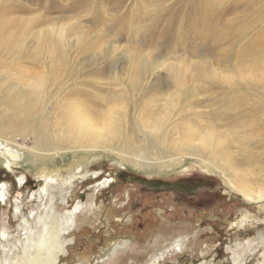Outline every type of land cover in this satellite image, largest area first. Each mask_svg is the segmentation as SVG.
<instances>
[{
  "label": "rangeland",
  "instance_id": "rangeland-1",
  "mask_svg": "<svg viewBox=\"0 0 264 264\" xmlns=\"http://www.w3.org/2000/svg\"><path fill=\"white\" fill-rule=\"evenodd\" d=\"M71 2L74 0H51L46 9L32 0H18L17 3L34 13L40 12L54 23L57 33L63 23L72 21L82 24V30H87L91 36H97L95 24H92L94 15ZM213 4L231 10H226L218 21L213 19V27H200L198 21H190V17L213 9ZM72 5L80 10H70ZM116 11L111 13L122 12L123 16L133 18L129 19L139 30L138 37L127 30L117 35L110 32L108 26H103V35L110 38L115 47L105 49L103 53L76 50L70 62L77 79L75 84L78 86L74 88L77 92L87 89L88 95L107 97L115 90L119 95L117 102L127 103L128 118L115 121L119 132L107 135L109 133L103 130L102 133L103 139L113 141V147L128 155L130 162L120 160L113 151H98L70 142L72 135L63 134L59 127L53 126L56 120L53 115L50 121H41V115L32 113L33 117H30L28 111L15 114V110H21L13 107L8 96L2 98L0 94V130L17 135L15 143L22 146L17 160L1 161L0 193L5 190L6 196L0 197V261H5L11 254L13 259L22 255L37 239L38 214L48 197L46 192L40 194V190L51 185V191L70 179L74 183L68 188L66 201L55 204L53 212L57 223H64L69 210L79 202L82 207L74 210L75 221L60 238L63 250L59 252L56 264H151L155 258H159L156 264H264V239L260 238V234H264V199L249 201L243 198L230 189L220 170H215L213 165L206 166L192 155L185 156L188 151L183 144L187 140L179 141L192 118L195 120L194 117L197 119L200 114L198 120L206 125L208 121L213 122V112H216L213 77L207 81H193L194 72L202 74L211 69L209 64L213 60L221 63L226 59L213 51L218 36H222L220 43L228 41L236 46V40L228 38L227 33L231 30L240 33L243 35L240 43H245L249 49L245 54L247 66L242 68L252 76L241 73L247 79L240 80L237 76L233 81L252 80L256 86L254 90L240 92L231 83L222 80L221 85L215 80L218 83L215 87L222 93L220 98L240 105L236 110H227L225 118L241 116L229 131L236 130L237 139L249 132L245 139L246 151H250L249 146L261 150V167H256L259 171H252L258 176L263 175L258 181L264 189V79H261L264 77V0H129ZM30 14L16 13L25 18ZM108 15L106 17L110 18L111 14ZM165 22H170L171 27L162 39L159 31L164 29ZM47 38H51L50 34ZM53 44L54 54L63 56L59 42ZM42 52L43 47H39L32 50L28 58H19V61L33 67L32 63L36 65ZM125 53L129 58L131 56L128 63H123ZM146 60L156 61L159 65L152 70L153 78L148 81L142 79L151 68L144 65ZM8 62L2 51L0 69L5 65L14 66ZM171 64L182 68L181 74L187 78L186 81L183 79V84L196 86L197 93L194 97L178 95L170 121L164 128H143L140 122L137 123L136 115L133 116L136 111L146 116L152 113L151 118L156 120L169 106L164 99L173 92ZM31 74L35 72L31 71ZM11 76V73L7 74V77ZM69 96L68 101H71L75 94ZM66 105L68 103L61 104ZM91 106L88 107L93 109ZM253 108V112L246 114ZM6 115L12 118L7 119ZM195 121L194 124H200ZM246 122L251 126L248 127ZM49 175L53 181L45 178ZM134 177L166 180L176 183L177 187L145 189L148 186L133 181ZM75 190L77 195L74 197ZM32 223L35 232L31 231ZM177 241L182 244L180 247Z\"/></svg>",
  "mask_w": 264,
  "mask_h": 264
},
{
  "label": "bare ground",
  "instance_id": "bare-ground-1",
  "mask_svg": "<svg viewBox=\"0 0 264 264\" xmlns=\"http://www.w3.org/2000/svg\"><path fill=\"white\" fill-rule=\"evenodd\" d=\"M128 1L129 0H74V2H71L74 4L76 3V6H81V9L83 8L87 14L94 15L92 24H95L94 30L97 36L93 37L87 30H82V24H76L72 21L63 23L57 33L54 28V23H51L48 18L42 16L40 12L38 13L36 11L34 13V10L19 5V3H17L18 0H0V18H4L0 19V53L4 51L6 60L9 61L8 63H13L12 65H14L3 64L6 67L2 66V69H0V94H2V98L4 95L8 96L13 107L21 110L18 112L15 110V114L20 112V114H26L28 111L30 117H33L32 113L41 115V121L45 119L50 121L51 115H53L56 117L53 126L59 127L63 134L72 135L73 140L70 142H77L79 146L84 148L93 147L99 149L98 151H113L115 155L119 156L120 160L130 162L128 155L117 151L116 148L113 147V141L107 142L103 139L104 135L102 133L103 130L109 133L107 135L117 134L119 132V128H116L118 126H115V121L116 119L124 120L128 118L127 103L124 101H121V103L117 102L116 97L119 95L115 90L107 97L101 94L95 96L88 95L89 91L87 89V91H85L88 94L85 91L81 93L77 92L76 89H74L78 86V84H75L77 79L75 78L76 76H73L75 74L70 62V58L76 50H81L82 52L94 50L95 52L98 51L103 53L105 49L115 47L114 42L110 41V38H105L103 35V26H108L110 32H115L117 35L127 30L131 34H134L136 38L138 37L140 32L131 24L133 23V21L129 19L131 16L128 17L126 14L123 16L122 12L116 15L111 13L117 12L116 9L118 8L121 10L122 5L126 4ZM156 1L164 2L166 0ZM32 2L46 9L49 8L48 6L51 0H32ZM107 4L109 7H107ZM58 6L59 5H57V7ZM76 6L72 5L70 10H80L79 7L76 9ZM50 7L52 6L50 5ZM226 10L229 12L231 9H221V7L219 8L213 4V9L207 10L203 12V14H199V16L190 17V21L194 23L198 21L200 27H213V19L218 21ZM25 12L26 14H32L29 15L30 17L27 16L26 18L16 15V13L21 14ZM108 14H111L110 18L106 17V15L109 16ZM176 24L178 25L177 22ZM170 27V22L164 23V29L159 31L160 38L163 39V34H166V31ZM63 29L65 30V34ZM154 32H156L155 29ZM178 33L179 32H177V34ZM49 34L51 38L48 39L47 37ZM141 35L143 36V34ZM220 37L222 38V36L217 37L218 41H215L213 51L215 50L216 53L225 56L226 59L221 63H216L215 60H213V63L209 64L211 69H207L206 72L202 74H196L195 72L193 74V81H207L209 78L213 77V107H216V112H213L214 124L212 121H208L206 125H203L200 122L201 120H198V117L202 116L200 114L197 119L194 117L200 124H194L193 121H196L192 118L191 125L183 129L185 136L183 133L180 137L181 139L184 138L187 140V143L185 142L183 146L188 152L184 154L185 156L192 155L206 166L209 167V165H213L215 170H220L226 177V184L230 186V189L242 195L243 198L249 201H262L264 199V189L260 187L258 179H262L263 175L258 176L252 171L254 169L258 170L256 167H261V150L257 149L256 146H249L248 148H250V151H246L245 139L248 137L249 132L237 139L236 130H233V132L229 131V127L235 123L237 119H240L241 116L237 118L227 116L228 119H226V111L230 109L236 110L240 105L238 103H230L224 98H220L222 93H220L221 91H217L218 88L215 87L218 83L222 85L223 82L221 81L223 80L236 86L238 88L237 90L240 92L244 90H254L256 85H253L252 80L236 83L233 81L237 76L240 80H245L246 77L244 78V75L241 73L252 76L248 70L242 68L247 66L245 54L249 49L245 43H240L243 41V35L241 36L240 33H236L233 30L227 33V37H230L231 40L235 39L236 46L230 44L228 41H222L220 43ZM53 42H59L58 47L62 49L60 53L63 56L58 57V55L56 56V54H54L53 45L55 46V44H53ZM105 45H107V47ZM39 47H43V52L38 56L39 60L35 62L36 65L32 63L33 67H30L19 61V58H28L32 50H37ZM237 47L239 48L237 49ZM234 56L236 58H234ZM129 59L131 60V56L129 58L128 54L125 53L123 63H128ZM181 61L183 60H179V62ZM144 65L151 66L147 71L148 74L145 72L142 78L148 81L150 78H153L152 70L157 69L159 65H157L156 61L152 60H146ZM169 67L171 77L174 79L173 92L170 94L168 93L167 97L164 99L169 106L166 105L167 108H163V116L156 120L155 118H151L152 113L146 116L141 111H136L133 116L136 115L135 119L137 123L140 122L143 128H147V126H150L153 130L164 128V124L170 121L172 109L176 105L174 101L177 100L178 95L180 94L184 97L189 95L190 97H194L197 93L196 86H192L189 83L183 84V79L186 81L187 78L182 76L180 71L182 68L179 66L176 67L173 64ZM140 68H143V65H141ZM31 71H34L35 74H31ZM246 71L247 73H245ZM8 73H11L12 76L7 77ZM130 77L133 78V74L130 73ZM127 79L128 76L126 80ZM261 79H264V77ZM215 80L218 81V83H215ZM126 82L127 81H124L123 84ZM127 83H129V80ZM127 83L125 85H127ZM132 84H134V82ZM85 87L88 88V86ZM73 93L76 97L74 96L70 99L71 101H68V98H71L69 95ZM62 103H68V105L63 107L61 106ZM89 104L92 105L91 107L93 109L88 107ZM170 104L172 106H170ZM55 110H57V112L54 113ZM253 110L254 108L247 110L246 114L253 112ZM4 117L7 119L12 118L10 115ZM168 118L169 120H167ZM222 120L226 121L220 125L219 122ZM157 122L159 126H157ZM192 123L194 125H192ZM187 124H189V121ZM218 124L220 126H218ZM246 124H249L248 127L251 126L249 122H246ZM45 128L47 130L48 126L46 125ZM54 130L56 131V129ZM16 137L17 135L15 134L0 130V161L10 162L20 157L22 146L15 143ZM19 138L24 140L23 136H19ZM32 139L34 143H37V140L33 137ZM184 139L179 141L182 142ZM47 150L49 153H52V150L48 148ZM57 151L58 149H56V152ZM40 157H42V155ZM146 162L150 163L149 160ZM130 164L134 165V163ZM170 164L172 165L171 162ZM160 166L164 167L163 164ZM45 178L49 181L54 180L52 175L46 176ZM73 183V180L68 179L51 191H49L51 185L49 187L44 186L40 190V194L43 195V192H46L48 197L45 203H42L43 207L40 210V214H38V225L40 228L37 230V239L32 241L31 248L27 247L22 255L18 254V256L13 259V254H11L5 261H0V264H56L58 254L63 250L60 244V238L66 229L75 221L76 211L74 210L80 209L82 203L79 202L71 211L68 209L69 216L67 215V219H64L66 220L64 223H57L58 221L53 211L56 203H64L66 201L68 188L72 186ZM262 185L261 183V186ZM2 192V194L0 193V197L5 198V190ZM76 195L77 190L74 192V197ZM31 225H33L31 226V231L35 232L34 224L32 223ZM5 232L4 229V235ZM260 238L264 239V234H260ZM176 244L178 247L182 245L179 241H177ZM33 249H35V251H33ZM44 253H47V256H43ZM158 259L159 258H155V260H151L150 263L156 264ZM106 264H111V262Z\"/></svg>",
  "mask_w": 264,
  "mask_h": 264
},
{
  "label": "water",
  "instance_id": "water-1",
  "mask_svg": "<svg viewBox=\"0 0 264 264\" xmlns=\"http://www.w3.org/2000/svg\"><path fill=\"white\" fill-rule=\"evenodd\" d=\"M0 167H2L1 161H0ZM133 180L134 181H139V182L145 184L148 187L161 186V188H164V189H170V188L176 187V183H174V182H168V181L147 180V179L140 178V177H134Z\"/></svg>",
  "mask_w": 264,
  "mask_h": 264
},
{
  "label": "flooded vegetation",
  "instance_id": "flooded-vegetation-1",
  "mask_svg": "<svg viewBox=\"0 0 264 264\" xmlns=\"http://www.w3.org/2000/svg\"><path fill=\"white\" fill-rule=\"evenodd\" d=\"M133 179H134V178H133ZM133 179H132V180H133ZM144 179H147V178H144ZM147 180H149V179H147ZM154 180H156V179H154ZM133 181H134V180H133ZM164 181H166V180H164ZM176 187H177V186H176ZM146 188H147V189H151V190H157V189H160V190H161V189H163V188H156V187H145V189H146ZM173 188H175V187H173ZM180 188H181V187H180ZM183 191H184V192H189V191L186 190V189H183ZM27 193H28V192H27Z\"/></svg>",
  "mask_w": 264,
  "mask_h": 264
}]
</instances>
